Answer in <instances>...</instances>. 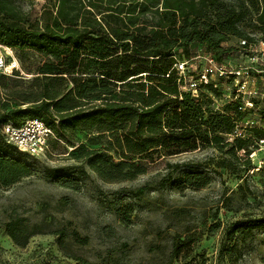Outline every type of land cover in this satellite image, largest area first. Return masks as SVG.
<instances>
[{
  "label": "trees",
  "instance_id": "1",
  "mask_svg": "<svg viewBox=\"0 0 264 264\" xmlns=\"http://www.w3.org/2000/svg\"><path fill=\"white\" fill-rule=\"evenodd\" d=\"M9 1L0 0V43L12 48L22 64L34 53L41 62L34 70L39 90L23 94L24 102L12 109L0 98V187L34 170L3 132L8 122L19 125L27 118H39L53 130V139L65 143L76 131L85 132L86 143L72 150L73 158L107 182L133 180L147 173L150 163L205 145L228 147L229 158L217 163L221 167L253 168L250 138L235 133L250 111H241L238 101L216 109L211 94L219 92L210 84L198 97L182 90L174 64L192 57L190 46L196 42L222 61L235 48L225 46L231 37L253 41L252 34L264 36V0H52V8L35 21ZM13 76L27 75L15 71ZM8 77L0 76V93ZM253 131L264 139L263 128ZM167 167L181 164L168 162ZM74 175L54 178L77 190L80 178ZM173 181L182 191L204 188L211 177L194 170ZM259 228L264 229V218H250L237 221L232 232L247 237ZM5 231L15 245L25 247L43 233V224L30 227L25 218H13ZM55 233L64 244V230ZM183 244L180 239L173 243L169 264L188 259ZM235 248L230 243L226 249L232 264L237 263Z\"/></svg>",
  "mask_w": 264,
  "mask_h": 264
},
{
  "label": "rangeland",
  "instance_id": "2",
  "mask_svg": "<svg viewBox=\"0 0 264 264\" xmlns=\"http://www.w3.org/2000/svg\"><path fill=\"white\" fill-rule=\"evenodd\" d=\"M9 4L35 21L52 8L53 1L10 0ZM237 42L231 37L225 46ZM190 48L193 53L205 50L198 42ZM40 62L38 54H30L20 63L27 76L4 81L0 98L11 102L10 109L24 102L23 94L39 90L34 70ZM29 68L33 70L30 74ZM254 128L264 129V100L257 102L253 112H246L236 128L242 137L250 138L253 168L248 172L242 166L217 164L229 158L228 147L221 151L205 145L150 163L148 172L133 180L107 182L84 161L73 158L72 150L80 142L86 143V133L79 131L71 143L52 137L48 150L37 157L20 152L34 170L21 181L0 187V264H83L82 260L93 264H169L178 239L184 241L182 252L190 256L175 264H232L226 250L230 243H236V264H264V229H255L247 237L232 232L239 220L264 218V142ZM168 162L181 167H167ZM194 170L208 173L210 184L177 189L173 180ZM72 173L80 178L77 190L54 178ZM13 218H25L30 227L43 224V233L19 247L5 231V223ZM57 230L66 233L64 244Z\"/></svg>",
  "mask_w": 264,
  "mask_h": 264
},
{
  "label": "built area",
  "instance_id": "3",
  "mask_svg": "<svg viewBox=\"0 0 264 264\" xmlns=\"http://www.w3.org/2000/svg\"><path fill=\"white\" fill-rule=\"evenodd\" d=\"M252 37L253 41L238 39L226 60L221 61L205 50L190 58L178 59L174 67L178 71L181 89L198 97L205 85L210 84L219 92L218 96L211 94L216 109L238 101L241 111L253 112L257 102L264 100V36L252 34ZM230 60L239 63L232 64ZM15 71L24 74L14 50L0 43V76H13ZM3 132L9 143L34 157L44 154L48 150L49 140L54 137L53 130L39 118H27L19 125L8 122ZM235 133L242 135L238 131ZM261 141L264 142V139Z\"/></svg>",
  "mask_w": 264,
  "mask_h": 264
}]
</instances>
